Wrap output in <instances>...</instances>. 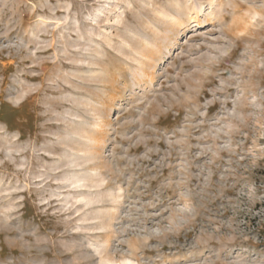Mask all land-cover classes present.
<instances>
[{
  "label": "rangeland",
  "instance_id": "obj_1",
  "mask_svg": "<svg viewBox=\"0 0 264 264\" xmlns=\"http://www.w3.org/2000/svg\"><path fill=\"white\" fill-rule=\"evenodd\" d=\"M0 264H264V0H0Z\"/></svg>",
  "mask_w": 264,
  "mask_h": 264
},
{
  "label": "bare ground",
  "instance_id": "obj_2",
  "mask_svg": "<svg viewBox=\"0 0 264 264\" xmlns=\"http://www.w3.org/2000/svg\"><path fill=\"white\" fill-rule=\"evenodd\" d=\"M198 14V13H197Z\"/></svg>",
  "mask_w": 264,
  "mask_h": 264
}]
</instances>
